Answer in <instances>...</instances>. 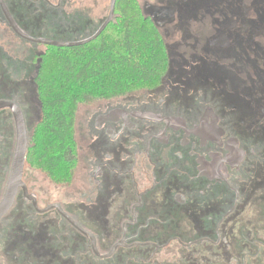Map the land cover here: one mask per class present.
<instances>
[{
	"label": "flooded vegetation",
	"instance_id": "flooded-vegetation-1",
	"mask_svg": "<svg viewBox=\"0 0 264 264\" xmlns=\"http://www.w3.org/2000/svg\"><path fill=\"white\" fill-rule=\"evenodd\" d=\"M26 1L72 17V0H3L26 35L69 42L27 34ZM136 1L165 70L146 89L78 106L69 183L25 159L24 188L0 219V264H264V0ZM0 11L21 42L0 39V101L19 107L29 141L40 104L9 75L34 81L38 63L23 60L34 43ZM15 137L0 109V201Z\"/></svg>",
	"mask_w": 264,
	"mask_h": 264
},
{
	"label": "trees",
	"instance_id": "trees-1",
	"mask_svg": "<svg viewBox=\"0 0 264 264\" xmlns=\"http://www.w3.org/2000/svg\"><path fill=\"white\" fill-rule=\"evenodd\" d=\"M23 8L25 32L33 36L85 39L101 24L93 28L82 12L64 17L29 1ZM114 15L104 31L83 46H47L37 53V45L28 43L30 48L23 60L33 70L38 63L36 78L29 83L24 75L17 76L19 79L14 78L15 73L9 75L12 87L18 88L22 83V96L40 104L39 120L28 123L31 134L26 162L52 182L63 184L71 180L76 165L74 122L78 106L146 89L157 82L166 68L160 36L142 17L137 1L116 0Z\"/></svg>",
	"mask_w": 264,
	"mask_h": 264
},
{
	"label": "water",
	"instance_id": "water-1",
	"mask_svg": "<svg viewBox=\"0 0 264 264\" xmlns=\"http://www.w3.org/2000/svg\"><path fill=\"white\" fill-rule=\"evenodd\" d=\"M116 0H109V8L108 14L103 20V22L99 25L96 31L89 37L78 40V41H69V42H59L54 40H48L43 38H33L26 35L22 30H20L13 20L11 19L10 15L7 12V9L4 6L3 0H0L1 9L9 23V26L13 29V31L21 38L26 41H29L34 44L43 45V46H54V47H77L83 46L94 41L107 27V25L113 20L114 17V6ZM0 109H9L13 115L14 119V126H15V146H14V153L11 162V168L9 172V178L6 184L5 193L0 201V219L1 217L8 211L13 203V199L18 187H23L21 182V175L23 172L25 159H26V151L28 145L27 133H26V126L23 114L19 107L12 102L8 101H0ZM24 188V187H23ZM59 214L69 222L75 229L80 231L82 234L87 236L93 242V249L94 247V240L90 234L86 233L83 229H81L71 218H69L59 206H54ZM45 211V210H42Z\"/></svg>",
	"mask_w": 264,
	"mask_h": 264
},
{
	"label": "rangeland",
	"instance_id": "rangeland-1",
	"mask_svg": "<svg viewBox=\"0 0 264 264\" xmlns=\"http://www.w3.org/2000/svg\"><path fill=\"white\" fill-rule=\"evenodd\" d=\"M72 4L73 5L70 9H73L74 12H82L80 14L85 16V11H86V14H88L91 22V24L89 25H91L92 27L94 26L93 28L97 27L100 23H102L108 14L109 0H72ZM44 37H48V36L45 35ZM1 38L2 41H4L7 44L9 43L12 45H17L21 43L19 40L15 38V36L8 29H6V27H2V26H0V39ZM78 40H82V39H77L73 41H78ZM27 46L29 47L28 43H26V47ZM35 48L37 49V51L44 50V46L42 45L35 46ZM83 107L84 104L82 106H79L81 110ZM58 192L59 190L54 191L53 196L58 195Z\"/></svg>",
	"mask_w": 264,
	"mask_h": 264
}]
</instances>
